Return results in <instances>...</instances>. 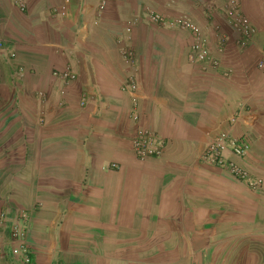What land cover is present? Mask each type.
Wrapping results in <instances>:
<instances>
[{
  "label": "crops",
  "instance_id": "crops-1",
  "mask_svg": "<svg viewBox=\"0 0 264 264\" xmlns=\"http://www.w3.org/2000/svg\"><path fill=\"white\" fill-rule=\"evenodd\" d=\"M107 1L110 11L97 19L100 0H18L22 11L15 0H0V214L8 223L13 212L29 215L31 264H199L200 254L214 253L215 241L218 262L225 246L233 264H264V185L252 191L196 159L205 135L221 132L239 111L238 100L247 101L250 114L240 115L235 138L264 122L262 91L241 98L239 71L226 80L222 72L191 66L189 39L148 24L145 14L184 13L203 29L208 56L222 60V69L234 52L219 45L218 35L228 30L204 27L199 6L186 0L136 1L127 12L118 11V0ZM64 2L71 17L60 21L53 8ZM240 7L261 46L264 2L241 0ZM88 31L90 41L82 42ZM75 33L81 54L64 58L61 50ZM122 47L136 56L138 127L165 142L157 159L133 156L129 97L99 79L117 86L126 75L117 55ZM67 65L79 90L55 82L50 90V71ZM81 90L94 101L77 112ZM10 112L16 117L5 120ZM7 225L0 218V264H20Z\"/></svg>",
  "mask_w": 264,
  "mask_h": 264
},
{
  "label": "rangeland",
  "instance_id": "rangeland-1",
  "mask_svg": "<svg viewBox=\"0 0 264 264\" xmlns=\"http://www.w3.org/2000/svg\"><path fill=\"white\" fill-rule=\"evenodd\" d=\"M123 1L124 0H118V2L121 3L120 5L116 6V7H118V11L119 12H121L122 9H125L124 12H127L128 8H130V6H132V5H134L136 1L140 2L142 0H131L130 2H128L126 4ZM186 1L190 2L194 6H196V5L199 6V10L198 11H199V14H200V16L202 18V22L204 23V27L208 28L210 25L213 26L212 27L213 32L214 33L216 32L217 34H218V32H220L219 29L221 27L222 28L224 27L226 30H228V33L230 35H227V34H223L221 36L218 35L219 45L220 46L223 45L225 47V44H226V49L224 48L225 50H228V48H227L228 45H229V48L232 49V51L234 50V52L230 53V55H229V57H230L229 61L230 62L228 61L227 64H226V67L223 68V69H222V67H224V66H222V62L223 61L222 60L221 61L217 60L216 58L215 59L214 58H210L208 56L207 51H206V54L210 58V60H215V61L217 60L218 66L216 67V69L213 70L210 67H208L207 65L206 66H202L200 64L201 65V67H199L200 70L203 73H207V72H211V71L222 72V75L225 77L226 80H230V79L236 77V72L239 71V73L242 74V80L240 81V84L238 85V87L243 89L242 90V95H239V96H241V98H243L245 95L248 96V93H250V94H252V97H255V95L257 93L262 91L261 94H260V99L262 101H264V71L257 67V61L259 59L260 52L262 50L263 40H262V43H261V46H260V42H259L258 38L256 37L257 31H256L255 27L252 25L251 20L248 19L246 17V15H244L242 13L240 5H239V10H240L241 14H243L249 20V23L255 29V32H256L255 36L251 37V39L248 40L243 46H241L238 43V41H239L238 40L239 39L238 36L239 35L235 31H233L229 27V25L227 24V20H226V18L224 16V10L225 9H224V6H223V4L221 2L214 1V0H186ZM262 1L264 2V0H262ZM65 2L63 4H61V5L56 6V8H53L54 9V13H53L54 15H52V16L56 15V18L60 19V21H62V19L65 20L66 18L69 19L71 17V15L67 16L68 12H67V9H66V3ZM102 2H104V4H102ZM111 2H112V0H111ZM122 2H123V4H122ZM107 3H108L107 0H100L99 4L96 7L97 8V12L95 14V17L97 19L100 18V15L104 12V10H105V13H108L110 11L111 6L108 5L106 7ZM142 3H143V1H142ZM239 4H241V0H240ZM138 6H139V4H138ZM140 7H142V5ZM60 8H64V14H62V15L56 12V10H58ZM150 13H152V12H150ZM148 14H149V12H147L145 14V21L148 24L151 25V23H149L147 21V19H146ZM179 15H182V16H175L173 19L165 18V20L167 19V21H169V20H173L174 21V20H179V19L183 18L187 22H190V23L194 24L195 26H197L200 29L202 35L205 37V39H206L205 48H207L208 47V43H209V39L206 38L203 29L199 25H197L194 21H192L189 17H187L184 13L179 14ZM208 17L210 19H208ZM207 24H208V26H207ZM153 26L162 28L165 31L166 30L167 31L172 30V31H174L176 33H179V34L181 33L182 34L181 36H183L186 40L189 39L190 44H189V47H188V50H187V52H188L187 53V62L191 66H196L198 64V63L189 61V59H188L189 56H192L191 55V50H190L191 44H192V38H191L190 34L187 31L181 30L178 27H176V28L169 27L168 25H167V27L166 26L160 27V26H157V25L153 24ZM130 31H131V29L127 26L126 30H125L126 34H129ZM88 35H89V31H88L87 35L84 36V38L82 39L83 40L82 42H84V41L89 42L90 41L88 39L89 38ZM263 37H264V33L262 34V38ZM75 40L76 41L80 40L76 33L74 34L73 38H70V40L66 41V44L63 46V49L61 50V54H62V56L64 58L68 57V59H73L72 57H75L76 53L77 54H81L80 48L74 42ZM0 48H2V45H0ZM123 51L127 52L129 54V56L131 55V58L130 59L128 57L125 58V55L122 54ZM117 55L119 57L120 66L123 67L124 74H126V75L123 76V77L121 76L122 78L119 79V82H118L117 86L114 85V83L112 82V79L110 80V79H108L106 77L105 78H99V79L102 82L104 81V83H106V84L110 83V86L108 87L109 89L118 90V92H120L119 94L122 95V96L123 95L124 96L125 95L129 96V108H128L126 117H127L128 120L131 121V119H130V112H131L130 111V109H131L130 95H128L126 93L127 92L126 90H131L129 86H130L131 83H133L134 87H135V90H136V94L139 97V88H138V83H137V80H136V67H135L136 66V64H135L136 56L134 55L133 51L130 48H128V47H124V48L122 47V48L118 49ZM10 60H14V58H10ZM243 61H245L244 62V66H241ZM66 71L71 72L72 69H70V67L67 65V66L64 67L63 70H61V69H52L50 71V77H51L50 90H54L53 89V83L54 82L56 84H58L60 86V88H61V86H63L62 84H64V86L67 87L68 90H69V88H74V90H79L76 87V84H78V85L80 84V80H79L78 77L77 78L75 77V79L73 81H69V82H65V81L60 79V75L63 74L64 72H66ZM73 72H71V73L73 74ZM82 72L83 71H81V73ZM58 90H59V87H58ZM240 92H241V90H240ZM228 93L233 95L231 92H228ZM82 97L89 98V99L94 101V96L93 95H90V94L86 93L84 90H81L78 93V95L76 96L77 103L75 104L74 110H76L77 112H78V109H80L82 112H84L83 108L80 107V103H79V101H80V99ZM225 97L227 98V94H225ZM35 98H36V96H35ZM91 100H89V101H91ZM254 101L256 102V104L259 103V98H255ZM237 102H240L238 104L237 108L240 106V108L242 109L240 113L243 114L244 116L249 115L250 114V108H249V105H248L247 101H244V100L240 99ZM235 111H233V112H235ZM137 112L139 114V107L137 109ZM208 112H211V111H208ZM236 113L237 112L232 113L230 118L226 120V122H225L226 126H225V128L222 131L227 132V134L229 136H231L232 138H234L236 140H238V139L242 140L241 142L245 143L248 146V152H247V156H246V161L248 163V166L250 167L251 174L254 175V176L261 177L263 179V185H264V165H260L258 163V161H259V159L261 157L264 158L263 157L264 156V122H262L260 124V126H258L257 122L255 121V123H253V125L250 126L249 131L246 132V130H244V133L240 136L241 138L237 139V137L235 138L234 135L239 134L241 131L238 132V133H235L233 128H234V125L237 122H239L240 119L243 118V116L242 117L240 116L241 118L239 117V119H237L235 124L231 125L230 124V119L234 118ZM16 115H17V113H15V112L11 113L10 112L8 115L7 114L3 115V118L5 120H8L12 116L16 117ZM132 124L136 128L135 134H136V132L139 129L145 130L143 128H139L138 127L139 121L137 123H133L132 122ZM217 134L218 133L213 134V135H210V134L205 135V141L203 143V146H202L200 152L196 156L197 162L200 165L212 166V165H208V164L202 162L199 157L201 156V153L203 152V148H204V145H205V143L207 141V138L210 137V136H215ZM133 138H134V136H133ZM133 138L130 141V148H131V145H132ZM240 140H238V141H240ZM251 147H253V150H252ZM252 153L256 154V156L253 158V160L251 158V154ZM259 156H261V157H259ZM154 159H157V158H154ZM257 166H261V168H259ZM1 214H3V213H1ZM0 218H1V216H0ZM5 222L8 224L7 225V234H8L10 225H9V223L7 221H5ZM2 233H3V231H2ZM9 244H10V242H9ZM211 249H212V251L215 254L212 253L211 251L208 254H206V253L204 255L200 254L199 255V264H233V260H232L233 255L230 257V255L225 253V251L228 249V247H225V246L223 247L222 251L224 253L220 256L219 262L217 261V254H218L217 253V241H215V243H214V248H211ZM214 249H215V251H214ZM238 251H241V250L238 249ZM0 255L1 256L4 255L3 252H0ZM222 257H225V261H223ZM238 258L240 259V256Z\"/></svg>",
  "mask_w": 264,
  "mask_h": 264
},
{
  "label": "built area",
  "instance_id": "built-area-1",
  "mask_svg": "<svg viewBox=\"0 0 264 264\" xmlns=\"http://www.w3.org/2000/svg\"><path fill=\"white\" fill-rule=\"evenodd\" d=\"M219 1L224 6V16L227 20L229 27L235 31L238 36V43L243 46L251 37L255 36V29L249 23V20L241 14L239 10L240 0H214ZM18 8L23 10L24 7L22 4L16 0ZM104 4V2H102ZM59 14H64V8L56 10ZM147 21L151 24L157 26H166L176 28L178 27L181 30L187 31L191 38V55L188 59L189 61L201 64L202 66H208L211 69H216L218 66L217 60H210L206 54L205 48V37L202 35L200 29L194 24L187 22L183 18L179 20H165L164 17L160 16L157 13H149L147 15ZM208 19H210L208 17ZM125 55V58H131V55L127 52L122 53ZM11 58H14V54L10 55ZM257 67L264 71V37H263V46L260 52L259 59L257 61ZM23 70L18 69V72L21 73ZM60 79L63 81H72L74 80V75L70 73H63L60 75ZM131 90H126L130 95V119L132 122L137 123L139 121V115L137 112L138 109V96L134 84H130ZM86 104V98L82 97L80 100V106ZM240 108V107H239ZM239 111L235 114L234 118L230 119V124L233 125L240 117ZM164 140L155 132L148 130L139 129L132 140V153L134 157L138 160H145L148 158H158L162 155L164 150ZM248 152V146L238 141L227 134V132L221 131L215 136H210L207 138V141L204 145L203 152L199 157L200 160L208 165L216 166L221 169H224L228 174L244 183L251 190H258L263 186V179L259 176H254L251 174L250 167L246 161V156ZM1 218L6 221V216L3 214ZM29 223V215L25 212H13L11 213V221H9V242L11 246V255L13 258L18 260L20 264H31L30 251L27 246V229ZM1 252V248H0Z\"/></svg>",
  "mask_w": 264,
  "mask_h": 264
},
{
  "label": "clouds",
  "instance_id": "clouds-1",
  "mask_svg": "<svg viewBox=\"0 0 264 264\" xmlns=\"http://www.w3.org/2000/svg\"><path fill=\"white\" fill-rule=\"evenodd\" d=\"M15 2H16V0H15ZM16 4H17V2H16ZM17 7H18V5H17ZM21 11H22V10H21ZM152 25H153V24H152ZM0 45H2V44H0ZM0 49H1V48H0ZM11 54H14V53H10V54H9V58H11V57H10ZM14 58H15V54H14ZM19 68H21V67H18V68H17V73L22 75V74H23V71H22L21 73H19V72H18V69H19ZM21 69L23 70V68H21ZM64 73H70V74H72V73L69 72V71H66V72H64ZM72 75H75V74H72ZM75 77H76V76H74V79H75ZM72 81H73V80H72ZM65 82H69V81H65ZM127 94H128V93H127ZM128 95H129V94H128ZM128 97H129V96H128ZM80 100H81V99H80ZM89 100H91V99L86 98V104H85L84 106L87 105V102H88ZM79 103H80V101H79ZM84 106H83V107H84ZM80 107L83 108L82 106H80ZM138 107H139V97H138ZM130 111H131V109H130ZM138 115H139V114H138ZM131 121H132V120H131ZM133 123H134V122H133ZM164 143H165V142H164ZM164 149H165V146H164ZM131 151H132V149H131ZM163 152H164V150H163ZM132 154H133V153H132ZM162 155H163V153H162ZM162 155H161V156H162ZM133 156H134V155H133ZM161 156H160V157H161ZM158 158H159V157H158ZM148 159H149V158H148ZM137 160H138V159H137ZM145 160H146V159H145ZM138 161H144V160H138ZM110 167H111V168H115L116 166H115V165H111ZM215 167H216V166H215ZM218 168H219V167H218ZM223 170H224V169H223ZM226 172H227V171H226ZM227 173H228V172H227ZM235 180H236V179H235ZM243 184H244V183H243Z\"/></svg>",
  "mask_w": 264,
  "mask_h": 264
},
{
  "label": "trees",
  "instance_id": "trees-1",
  "mask_svg": "<svg viewBox=\"0 0 264 264\" xmlns=\"http://www.w3.org/2000/svg\"><path fill=\"white\" fill-rule=\"evenodd\" d=\"M1 251H3V250L1 249ZM30 259H31V256H30Z\"/></svg>",
  "mask_w": 264,
  "mask_h": 264
}]
</instances>
